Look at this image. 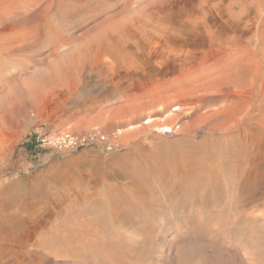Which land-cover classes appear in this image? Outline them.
<instances>
[{"label":"rangeland","instance_id":"374dc122","mask_svg":"<svg viewBox=\"0 0 264 264\" xmlns=\"http://www.w3.org/2000/svg\"><path fill=\"white\" fill-rule=\"evenodd\" d=\"M218 69L233 72L239 85L224 86L228 102L201 111L215 115L192 125L194 139L214 123L232 129L237 136L231 147L247 176L226 175L236 185H225L210 210H241L246 222L261 221L264 0H0V196L13 187L16 196L43 200L85 196L103 181L127 184L131 156L168 161L192 116V105L178 104L192 99L187 91L200 76L210 70L218 75ZM114 131L119 133L110 149L99 143L40 148L34 141ZM182 198H143L158 215L147 234L139 222H116L119 231L151 238L141 259L127 256L117 264H177L186 246L180 238H195L194 219L205 214L196 202L210 200L192 196L193 220L175 224L164 211ZM206 227L222 241L218 224ZM224 248L236 255L235 246ZM239 258L246 261L243 254ZM44 264L74 263L48 258Z\"/></svg>","mask_w":264,"mask_h":264},{"label":"bare ground","instance_id":"6f19581e","mask_svg":"<svg viewBox=\"0 0 264 264\" xmlns=\"http://www.w3.org/2000/svg\"><path fill=\"white\" fill-rule=\"evenodd\" d=\"M217 72L218 75L210 70L200 76L187 91L192 99L178 104L192 105V116L188 131L176 141L177 148L169 149V163L162 156H131L128 164L124 161L129 166L128 176L125 175L128 177H125L126 182L129 180L127 184L110 185L103 181L97 192L85 196H58L55 199L47 196L43 200L40 196H16L14 187L2 190L0 264H6V261L9 264H44L48 258L67 259L74 264H117L127 256L132 262L139 260L151 238L146 235L137 238L136 233L122 232L115 226L116 222L122 223L125 219L142 224V232L146 234L153 230L149 222L158 215L143 202L150 204L148 199H143L145 196H164L173 201L183 197L185 201L164 211L165 217L174 219L175 224L193 220L189 215L195 204H192V196L210 199L196 202L202 205L201 212L205 214L202 219H194L195 238H180L186 246L180 250L177 264H264V216L261 221L248 223L241 210H228L226 214H214L210 210L216 204L210 201L223 192L225 185L233 184V181L225 180L226 175H237L240 179L247 176L240 156L231 147L230 142L237 136L234 137L232 129L214 123L200 140L194 139L196 130L192 125L215 115L212 111H201L207 106L228 102L230 96L225 87L237 88L239 85L233 72L222 69ZM238 166L243 168L242 171ZM243 183L248 186L247 181ZM235 185L234 182L233 187ZM178 213L180 217H174ZM41 214L43 217L38 219ZM214 223L219 225L222 241L214 240L218 236L205 229ZM223 241L226 242L224 247L237 248V256L225 253ZM240 254L246 261L242 262Z\"/></svg>","mask_w":264,"mask_h":264},{"label":"built area","instance_id":"2783aa9c","mask_svg":"<svg viewBox=\"0 0 264 264\" xmlns=\"http://www.w3.org/2000/svg\"><path fill=\"white\" fill-rule=\"evenodd\" d=\"M117 133L119 131H114L110 135H102L98 133L86 134L83 136H74L71 134L62 135H45L37 136L34 141L35 145L40 148H63V147H77L85 146L93 143H99L106 146L107 149L112 147V142H114Z\"/></svg>","mask_w":264,"mask_h":264}]
</instances>
